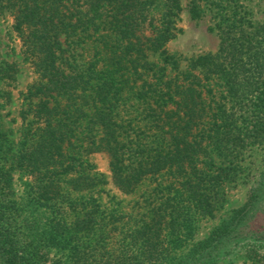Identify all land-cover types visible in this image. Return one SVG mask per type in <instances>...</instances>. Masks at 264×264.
<instances>
[{"label":"trees","instance_id":"trees-1","mask_svg":"<svg viewBox=\"0 0 264 264\" xmlns=\"http://www.w3.org/2000/svg\"><path fill=\"white\" fill-rule=\"evenodd\" d=\"M0 2L14 9L13 28L37 74L17 145L0 121V264H45L51 248L60 264H218L264 250V235L240 231L264 198L263 171L246 202L176 254L198 221L214 215L237 160L264 140L263 24L217 5L209 27L217 50L169 76L165 69L179 62L165 45L180 30L181 0ZM191 12L198 17V5ZM62 37L87 45L84 61ZM7 76L0 61V97ZM126 97L141 108L146 141L122 138L115 113ZM101 151L124 193L154 182L125 219L107 215L94 194L106 183L91 158ZM16 169L29 178L20 202L11 189Z\"/></svg>","mask_w":264,"mask_h":264},{"label":"rangeland","instance_id":"rangeland-1","mask_svg":"<svg viewBox=\"0 0 264 264\" xmlns=\"http://www.w3.org/2000/svg\"><path fill=\"white\" fill-rule=\"evenodd\" d=\"M228 3L232 7L236 6L245 11L247 17L255 24L264 25V0H181L182 11L177 22L180 30L165 45L167 53L178 60L179 67L178 70H175L168 65L165 69L167 75L174 76L177 72L184 70L191 57L217 50L219 35L217 30H211L209 27L214 26L217 5L224 6ZM194 5H198L200 9L198 17L192 16L191 9ZM13 24L14 9L0 2V61L8 66V76L1 87L0 121L9 140L17 145L25 121L23 119L29 106L27 91L37 79V74L31 60L23 53L22 41L14 30ZM71 39L73 38L65 40L62 37V46L69 47V52H72L77 62L80 63L88 56L89 49H85L87 45L71 42ZM68 43L70 46L67 45ZM67 56V52L63 53V58ZM149 60L158 67L163 66L162 58L158 52H150ZM115 116L120 125L123 140L136 135L146 141L151 134L145 126L141 108L134 99L130 97L123 99ZM91 158L97 171L106 180V183L99 187L94 194L100 199L107 215L114 210L119 219H125L127 213L132 211V206L134 207L137 203V199H141L140 195L146 188L152 187L154 182L147 181L133 194L124 193L113 182L108 154L104 151L95 152ZM237 161L238 167H236L234 179L224 186L214 215L198 221L195 234L186 237L183 247L176 251V254H182L195 242L206 237L234 208L247 201L251 189L264 171V140L246 150ZM28 181L29 178L23 171L18 169L12 171L11 189L16 202H20L22 196L25 195ZM240 231L241 235L248 237L264 235V198L257 203L252 217L247 220ZM263 256L264 250L262 249L258 253L240 252L218 264H264ZM62 260L61 252L51 248L45 264H60Z\"/></svg>","mask_w":264,"mask_h":264}]
</instances>
